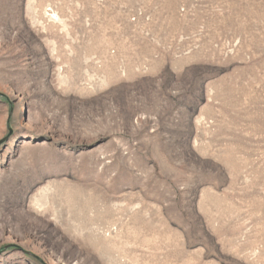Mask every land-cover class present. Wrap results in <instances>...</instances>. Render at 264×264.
Returning a JSON list of instances; mask_svg holds the SVG:
<instances>
[{
  "label": "rangeland",
  "instance_id": "1",
  "mask_svg": "<svg viewBox=\"0 0 264 264\" xmlns=\"http://www.w3.org/2000/svg\"><path fill=\"white\" fill-rule=\"evenodd\" d=\"M0 264H264V0H0Z\"/></svg>",
  "mask_w": 264,
  "mask_h": 264
},
{
  "label": "bare ground",
  "instance_id": "2",
  "mask_svg": "<svg viewBox=\"0 0 264 264\" xmlns=\"http://www.w3.org/2000/svg\"><path fill=\"white\" fill-rule=\"evenodd\" d=\"M75 194H70V197H73ZM97 202H99V201H97ZM100 204V203H99ZM94 205V204H93ZM91 206V204H87V205H85L84 207H82V211H83V213H82V218H84L86 221H89V222H92V221H94L95 222V218H97V216H100V214H105V215H107V213L106 212H103L102 213V211H100L99 209H98V211H100V212H95V214L97 215V216H94V215H91V214H89V213H87V211H86V209H88L89 207ZM101 215V216H102ZM73 219L74 220H76V218L75 217H73ZM84 221V220H83Z\"/></svg>",
  "mask_w": 264,
  "mask_h": 264
}]
</instances>
